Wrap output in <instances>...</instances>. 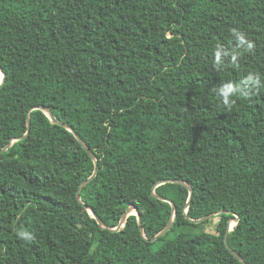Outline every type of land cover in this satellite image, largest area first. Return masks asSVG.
Listing matches in <instances>:
<instances>
[{
	"label": "trees",
	"instance_id": "obj_1",
	"mask_svg": "<svg viewBox=\"0 0 264 264\" xmlns=\"http://www.w3.org/2000/svg\"><path fill=\"white\" fill-rule=\"evenodd\" d=\"M232 27L256 47L217 68ZM0 69V149L18 139L0 153V264H264V90L242 79L264 78V0H0ZM229 80L231 110L212 92ZM39 106L97 157L81 201L95 161ZM163 179L189 187H156L170 203ZM130 206L149 239L173 225L111 230Z\"/></svg>",
	"mask_w": 264,
	"mask_h": 264
},
{
	"label": "clouds",
	"instance_id": "obj_2",
	"mask_svg": "<svg viewBox=\"0 0 264 264\" xmlns=\"http://www.w3.org/2000/svg\"><path fill=\"white\" fill-rule=\"evenodd\" d=\"M231 34L235 37L236 46L235 47H225L223 44H217L214 51V65L219 68L223 63V57L231 55L232 63L236 65L237 56L239 54V49H244L245 51L252 52L256 45L253 40H251L248 35L239 28L232 27L229 29ZM165 37L168 38V34L165 33ZM245 83L253 85L257 91L264 90V78L262 74L256 71H249L247 75L242 77ZM212 92L215 94V98L220 106L226 107L231 110L236 104L235 97L240 95V90L237 83L229 80L220 86H214ZM253 93H243V95L251 96ZM16 234L19 239L32 242L36 240V234L28 228L20 227L16 229Z\"/></svg>",
	"mask_w": 264,
	"mask_h": 264
},
{
	"label": "water",
	"instance_id": "obj_3",
	"mask_svg": "<svg viewBox=\"0 0 264 264\" xmlns=\"http://www.w3.org/2000/svg\"><path fill=\"white\" fill-rule=\"evenodd\" d=\"M0 71L2 72V79H1V82H0V86L2 85V83L5 81V73L2 71V69H0ZM36 108H40V109H42V110H44L48 115H49V117H50V119L52 120V122L53 123H59V124H61V125H63V126H65L66 128H68L71 132H73L74 134H75V136H76V138L79 140V142L83 145V147L88 151V153L90 154V156L94 159V161H95V165H96V168H95V171H94V173L92 174V176H90V178H88L87 180H85L84 182H82L81 184H80V187H79V189H78V192H77V197H78V199L81 201V189L84 187V186H86L96 175H97V172H98V168H97V164H98V160H97V157H96V155L93 153V151L91 150V148L87 145V143L84 141V139L70 126V125H68L67 123H64V122H58L54 117H53V115L50 113V111H49V109L47 108V107H44V106H39V107H36ZM29 131H30V120H29V122H28V131H27V133L24 135V136H22L21 138H24V137H26L27 136V134L29 133ZM16 140H18V139H14V140H12L10 143H8L3 149H0V153H2V152H4V151H6V150H8L12 145H13V143L16 141ZM167 182H175V183H180V184H183V185H185V186H187V187H189V185L186 183V182H184V181H182V180H180V179H163V180H160V181H158L156 184H155V186H154V188H153V192H152V194L153 195H155V196H158L156 193H155V188L156 187H158V186H160V185H162V184H165V183H167ZM190 190H191V194H192V192H193V189H191L190 188ZM159 198H161L162 200H167V201H169L170 203L172 202V201H170L169 199H165L164 197H162V196H158ZM191 199H192V196L190 197V199H189V201H188V203H187V206H186V212H187V210H188V207H189V205L191 204ZM172 205H173V210H174V212H175V209H176V206L172 203ZM85 208H87L89 211H90V213H91V215L94 217V218H96L97 219V221H98V223L102 226V227H104V228H106V226L104 225V222H103V220L101 219V217L100 216H98L97 215V213L90 207V206H88V205H85ZM219 212H216V213H213V214H209V215H206V216H204V217H202V218H200V219H191V221L192 222H195V223H200V222H202V221H204V220H207V219H209V218H211L212 216H214V215H217ZM133 214H135V215H137V217H138V223H139V228H140V231L142 232V234H143V236H144V238L145 239H147V240H150V241H155V240H157V239H159L160 237H163L164 235H166L168 232H169V230L171 229V227H172V225H173V222H174V216H175V213H174V215L171 217V219H170V221L168 222V224L166 225V227L163 229V230H161L157 235H155V236H153L152 238H148L146 235H145V232H144V226H143V221H142V214H141V212L136 208V207H134V206H130V207H128V209L126 210V212L123 214V216H122V218H121V220H120V222H119V225L117 226V227H115V228H112L111 230H114V231H119L120 229H122L124 226H125V224H126V221H127V218L130 216V215H133ZM232 220H234L235 221V223H233L232 222ZM239 221V216H235V218L234 219H231L230 221H229V224H228V229H227V233H226V235H225V244H226V247L239 259V260H241L242 262H244L245 263V260H244V258L242 257V255H240L238 252H236L233 248H231L230 247V245H229V242H228V235H229V232L231 231V230H233V228H234V226L237 224V222ZM246 264V263H245Z\"/></svg>",
	"mask_w": 264,
	"mask_h": 264
},
{
	"label": "rangeland",
	"instance_id": "obj_4",
	"mask_svg": "<svg viewBox=\"0 0 264 264\" xmlns=\"http://www.w3.org/2000/svg\"><path fill=\"white\" fill-rule=\"evenodd\" d=\"M216 222H217V221L215 220V221H214V225H215V223H216ZM232 222H233V223H235V221H234V220H232Z\"/></svg>",
	"mask_w": 264,
	"mask_h": 264
}]
</instances>
